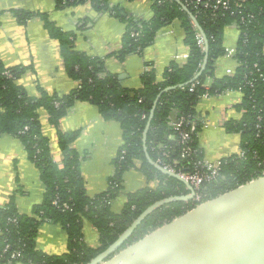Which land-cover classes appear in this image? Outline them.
<instances>
[{
	"label": "trees",
	"instance_id": "1",
	"mask_svg": "<svg viewBox=\"0 0 264 264\" xmlns=\"http://www.w3.org/2000/svg\"><path fill=\"white\" fill-rule=\"evenodd\" d=\"M147 1L154 14L150 20L123 15L120 4L111 0H55L59 10L89 2L95 10L120 18L126 25L122 47L114 55L120 60L132 54L143 56L162 28L174 21L181 22L190 52L187 62L183 65L172 63L161 75V80L151 67L144 73L142 87L138 90L122 87L112 76L102 77L104 59L76 51L74 32L58 29L40 12L16 13L23 23L36 17L43 20L50 36L60 43L68 76L79 82V87L69 95L58 96L50 95L38 86L40 96L31 97L17 83L26 68L6 69L0 63V105L3 108L0 135H13L22 141L47 188L34 216L20 215L11 205L0 208V264H89L115 243L151 205L170 197L188 195L189 190L181 181L159 172L149 163L146 154L154 162L162 158L179 172H194L201 168L204 155L199 134L203 129L196 107L206 93L220 96L227 91H241L242 100L234 109L243 114L242 119L226 121L224 129L239 135L243 156L236 154L223 158L219 178L198 191L201 195L199 203L177 201L158 209L138 226L112 257L155 235L200 203L223 197L264 175V0H222V3L218 0H177L181 5L176 0ZM230 26H236L240 31L235 55L239 66L234 75L218 79L214 75L215 61L226 54L223 37ZM198 35H203L209 44V61L205 72L193 81L206 56L198 44ZM209 78L213 83L205 87ZM179 85L183 87L167 91ZM78 102L97 106L105 119L121 124L124 135V145L115 161L116 173L109 189L95 197L86 192L80 159L73 149L79 132H58L57 144L64 158V167L60 169L52 158L50 141L43 134L39 115V110H44L50 124L58 127L60 120ZM150 120L146 153L143 138ZM177 121L183 122L181 131L174 130ZM192 123H196L194 132H190ZM182 132L189 134L185 145L178 142ZM186 147L192 149L191 155H184ZM163 149L167 156H163ZM133 168L143 172L149 182L157 180L158 184L128 193L122 212L114 213L112 202L123 191V175ZM86 222L99 233L98 248L84 242ZM46 223L60 224L65 231L68 238L65 253L50 255L38 249V233ZM112 257L101 264H109Z\"/></svg>",
	"mask_w": 264,
	"mask_h": 264
},
{
	"label": "crops",
	"instance_id": "2",
	"mask_svg": "<svg viewBox=\"0 0 264 264\" xmlns=\"http://www.w3.org/2000/svg\"><path fill=\"white\" fill-rule=\"evenodd\" d=\"M113 2L120 4L125 16L146 20L154 16L147 0ZM20 11L40 12L47 15L58 29L74 32L76 51L91 58L104 59L102 77L112 76L124 88L140 89L142 77L151 67L161 80V75L172 63L183 65L189 58L185 30L179 21L162 28L143 56L132 54L120 60L114 56L121 49L126 32V25L120 18L99 12L89 3L59 10L55 0H0V63L6 69L26 68L17 83L31 97L40 96L38 86L50 95H69L79 87V82L68 76L60 43L50 36L43 20L36 17L23 23L16 14ZM239 37L236 26L225 29L223 46L226 54L215 61L216 78L222 79L236 72ZM212 83L213 79L209 78L208 86ZM242 97L241 91H227L220 96L203 98L197 105L199 119L209 125L199 134L205 161H221L240 152L239 135L226 132L224 123L242 119L243 114L234 109ZM39 115L43 134L50 141L52 158L60 169L64 167V158L57 144L58 132H79L73 149L80 159L86 192L90 197L105 193L115 176V161L124 145L121 124L105 119L99 108L88 102L76 103L60 120L58 127L50 124L44 110L40 109ZM157 184V180L149 182L138 169L128 170L123 175V191L112 202V211L122 212L128 193ZM46 190L41 172L29 159L22 141L13 135H0V208L11 205L20 215L34 216ZM83 239L90 247L100 246L99 233L89 222L84 224ZM37 244L41 251L58 255L67 251L68 238L60 224L46 223L38 233Z\"/></svg>",
	"mask_w": 264,
	"mask_h": 264
},
{
	"label": "water",
	"instance_id": "3",
	"mask_svg": "<svg viewBox=\"0 0 264 264\" xmlns=\"http://www.w3.org/2000/svg\"><path fill=\"white\" fill-rule=\"evenodd\" d=\"M191 18L198 27L196 19L193 16ZM204 40L205 60L193 81L205 72L208 65L209 44L205 37ZM181 87L183 85L171 87L167 91ZM159 98L152 111V118ZM151 120L143 138L146 153ZM146 156L159 172L181 181L190 190V194L170 197L151 205L115 243L89 264H101L115 255L138 226L158 209L172 202L194 201L195 190L189 183L178 174L157 165L148 154ZM109 264H264V176L223 197L197 205L155 235L139 242L127 252L112 257Z\"/></svg>",
	"mask_w": 264,
	"mask_h": 264
},
{
	"label": "built area",
	"instance_id": "4",
	"mask_svg": "<svg viewBox=\"0 0 264 264\" xmlns=\"http://www.w3.org/2000/svg\"><path fill=\"white\" fill-rule=\"evenodd\" d=\"M113 2V0H111ZM198 2H200L201 0H197ZM89 3V2H88ZM86 3V4H88ZM218 3H222V0H218ZM90 4V3H89ZM226 2H223V5L226 6ZM197 40H198V44L200 47H202L205 50V40L204 37L202 35H198L197 36ZM205 87H209L208 85ZM211 97V95L209 93H206L203 95L202 99L205 98H209ZM202 123V129L208 128L209 125L208 123L201 121ZM182 125L183 122L182 121H177L174 123V130L176 131H181L182 130ZM196 131V123H192L191 124V128H190V132H194ZM189 140V134L182 132L181 138L179 139V144H187V141ZM163 156H167V152H165V149H163ZM184 155H191L192 154V149L191 148H184ZM238 154H240L241 156H243V153L240 151ZM123 159V157H122ZM157 165L161 166L162 168L166 169L167 171L171 172V173H175L178 174L185 182L189 183L195 190V198H194V202H200L201 201V195L198 194V191L203 188V186L206 183H210L212 181H216L219 176H220V172H221V168H222V163L221 161H205L203 160L200 165L201 168L199 170H196L194 172H179L176 171L174 166L171 164H167L165 163L162 158H159V160L157 162H155ZM264 176V175H263ZM262 176V177H263ZM259 179V178H258ZM256 180V179H254ZM252 180V181H254ZM202 204V203H200ZM199 204V205H200ZM55 205H58V202H55ZM66 208H68L65 205Z\"/></svg>",
	"mask_w": 264,
	"mask_h": 264
}]
</instances>
